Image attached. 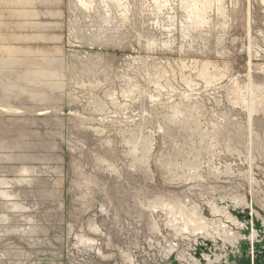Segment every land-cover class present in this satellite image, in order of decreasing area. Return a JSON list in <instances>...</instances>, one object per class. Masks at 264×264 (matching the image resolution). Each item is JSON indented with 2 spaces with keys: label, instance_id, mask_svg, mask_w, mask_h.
<instances>
[{
  "label": "rangeland",
  "instance_id": "1",
  "mask_svg": "<svg viewBox=\"0 0 264 264\" xmlns=\"http://www.w3.org/2000/svg\"><path fill=\"white\" fill-rule=\"evenodd\" d=\"M195 11L0 0V264H212L193 209L263 239L264 1Z\"/></svg>",
  "mask_w": 264,
  "mask_h": 264
},
{
  "label": "bare ground",
  "instance_id": "2",
  "mask_svg": "<svg viewBox=\"0 0 264 264\" xmlns=\"http://www.w3.org/2000/svg\"><path fill=\"white\" fill-rule=\"evenodd\" d=\"M202 1V3H201ZM264 1V0H263ZM200 2V4H199ZM182 4H183V7L188 9V8H194L196 9V11L194 12V17H195V20L196 21H204V18H205V14H206V10L208 8V6L212 5V0H182ZM195 14H199V15H195ZM197 62V61H196ZM195 63V62H194ZM207 64H210L208 62H206ZM197 64V63H196ZM206 64V65H207ZM212 64V63H211ZM195 65V64H194ZM203 65V64H202ZM205 65V64H204ZM205 65V67H206ZM200 68V67H199ZM203 69V68H202ZM204 70V69H203ZM220 74V73H219ZM218 77V76H217ZM210 82V81H209ZM212 82V81H211ZM242 89V88H241ZM241 89L239 92H241ZM244 90V89H242ZM246 90V89H245ZM261 90V88H260ZM249 92V91H248ZM253 92V91H251ZM250 92V94H251ZM256 94V92H253ZM242 94V92H241ZM253 94V95H255ZM259 94V93H258ZM244 95V94H242ZM261 95V93H260ZM259 95V96H260ZM258 97V95H256ZM262 96V95H261ZM242 97V96H239V98ZM262 98V97H261ZM251 99V98H250ZM253 99L255 100V97H253ZM240 100V99H239ZM251 101V100H250ZM255 102V101H254ZM250 103V102H248ZM253 106L254 104L251 103ZM250 106V105H249ZM252 108V107H251ZM3 193V192H2ZM4 194V193H3ZM237 202L241 205H247L248 202L246 201V199L244 198H241V199H238ZM214 203V202H213ZM211 204L212 205V210L214 213H222L225 215L226 219L231 221V223H233V225H236V226H240L241 225V222L239 221V219H237L236 216H234L233 214H230V212H226L225 210H221V209H218L217 206H215L214 204ZM237 203V204H238ZM154 209H156L155 207H153ZM166 208V211L167 213L170 215V213L172 211H174L175 209H173V205H170L169 203L166 204L165 206ZM177 208V206H176ZM196 208V207H195ZM225 208V207H224ZM184 209V208H183ZM228 210V209H227ZM202 215V214H201ZM190 217L191 219H189V217L186 218V221H184L183 225H180L179 224V221L180 220H176L175 219H170L168 222L169 224L171 225V227H173L175 229V231H179L180 229V233H178V235H184L185 233H190L191 231V234L192 233H197V232H201V233H204L206 236L210 237V238H213L214 240H217V239H221L223 242H224V251L222 252V257L224 255L227 254V248H232V250H235L236 247L232 244H234V238L237 237L236 236V232L234 231V229H232L230 226H228V224L224 221L221 220L220 223H214L213 225H210L206 219L202 216H200V214L198 213L197 210L193 209L191 212H190ZM216 221V220H215ZM218 221V220H217ZM31 229V228H30ZM200 234V233H199ZM195 236V235H194ZM86 238V237H85ZM84 239V237H83ZM212 239V240H213ZM86 240V239H85ZM90 240V239H89ZM88 240V241H89ZM92 240V239H91ZM87 242V240H86ZM92 242H94V240H92ZM221 242V241H220ZM230 245V246H229ZM172 246V244H171ZM168 253H172L171 250H174V248L172 249H168ZM223 250V249H222ZM230 250V249H229ZM103 254V253H102ZM219 258H222L220 256H218ZM183 258L186 259V256L184 255ZM225 261V260H224ZM232 262V261H231Z\"/></svg>",
  "mask_w": 264,
  "mask_h": 264
},
{
  "label": "flooded vegetation",
  "instance_id": "3",
  "mask_svg": "<svg viewBox=\"0 0 264 264\" xmlns=\"http://www.w3.org/2000/svg\"><path fill=\"white\" fill-rule=\"evenodd\" d=\"M264 217V216H263ZM263 221V220H262ZM257 234V235H256ZM256 235L254 238L255 240H250L247 238L248 236H251L248 234L247 236L244 235V237L241 239L242 243H240V248L238 250H232V248H227V254L224 255L220 260L216 257V255L221 254L223 247L220 249L218 248L216 250V254L214 255V261L212 264H218L222 261V264H264V250L257 247V243L260 244L263 242V239L261 240V235L258 233H255ZM244 239H248L247 243L249 242V251L245 250L243 247V241ZM253 242V243H252ZM220 246V245H219ZM230 249V250H229ZM225 260V261H224ZM232 261V262H231Z\"/></svg>",
  "mask_w": 264,
  "mask_h": 264
}]
</instances>
